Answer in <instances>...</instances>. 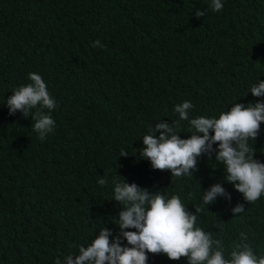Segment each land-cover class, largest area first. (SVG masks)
I'll return each instance as SVG.
<instances>
[{"label": "trees", "instance_id": "1", "mask_svg": "<svg viewBox=\"0 0 264 264\" xmlns=\"http://www.w3.org/2000/svg\"><path fill=\"white\" fill-rule=\"evenodd\" d=\"M0 264H264V0H0Z\"/></svg>", "mask_w": 264, "mask_h": 264}]
</instances>
